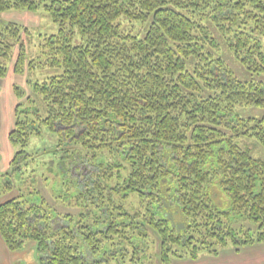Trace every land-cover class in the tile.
Masks as SVG:
<instances>
[{
  "label": "trees",
  "instance_id": "trees-1",
  "mask_svg": "<svg viewBox=\"0 0 264 264\" xmlns=\"http://www.w3.org/2000/svg\"><path fill=\"white\" fill-rule=\"evenodd\" d=\"M10 11H44L59 30L43 44L54 74L32 83L8 134L18 149L0 173L9 251L33 242L39 264H103L127 242L140 263L152 231L170 263L264 243V114L236 112L264 108V81L239 78L221 49L264 75V0H0ZM27 32L0 16V77L16 48L13 71L33 67ZM45 127L58 141L38 174L26 147ZM237 217L256 231L226 227Z\"/></svg>",
  "mask_w": 264,
  "mask_h": 264
},
{
  "label": "rangeland",
  "instance_id": "rangeland-1",
  "mask_svg": "<svg viewBox=\"0 0 264 264\" xmlns=\"http://www.w3.org/2000/svg\"><path fill=\"white\" fill-rule=\"evenodd\" d=\"M0 16L7 22H14L27 29V34H22L21 41L27 47L28 58L32 61L33 67L30 69L28 66L25 67L24 72L18 74L13 71V66L15 63L16 55L18 49L16 48L11 63H9V72L5 77H0V173H4L7 169V160L9 158V153H16L18 149L7 143V132H10L14 128L15 123V110L18 103L22 102L23 105H27V97L34 96L31 85L35 81H42L43 79L50 77L54 74L53 69L49 67L46 63L48 55L44 51V39L48 35L57 34L59 27L58 24L53 21L51 16L44 12H29V11H10L5 13H0ZM123 27L128 29L131 27L133 29V23L121 20ZM135 28L133 32L138 33L140 25L135 23ZM218 36V34H216ZM264 46V37L262 38ZM221 49L225 51L224 58L226 59L228 65L235 74L243 79H260L264 81V75H252L248 72L241 63L236 60L228 51L226 50L224 43L221 44ZM15 88L24 92L23 100H20L17 96ZM35 97V96H34ZM236 112L240 117H261L264 114V108H256L254 106H240L236 108ZM58 137L56 134L50 132L46 127L43 132V136L32 135L26 150L30 153L35 154V163L38 170V174L45 173L44 162L50 158L49 153L45 150L50 149L56 144ZM261 150V152H260ZM256 155H260L264 158L263 148H256ZM10 165V164H9ZM51 172H48L50 174ZM45 183L44 180H38L34 184L33 188L36 187L40 189V185ZM43 186H41L42 188ZM213 199L217 205L222 209H227L229 202L228 198L223 196L220 188H214ZM51 193V191H49ZM133 202V195L130 197ZM175 225L177 228L182 229L184 226V217L180 213H174ZM226 227L234 228L239 231H251L255 232L258 227V223L255 220L237 217L233 220H225ZM145 241L141 243L137 250V254L140 255V263H134L131 259L133 258V244L124 243L118 246V254L115 256L108 257V261L103 264H264L263 260L259 259L257 256H264V250H252L247 253L245 251L247 248L254 245H264V243H257L253 245L244 246L241 250L236 249L234 246L229 245L222 248L217 255H210L207 253H202L200 257L196 260L194 259H173L170 263H164L160 258V239L156 235L149 231ZM144 243V244H143ZM29 245V244H28ZM27 247V246H26ZM128 249L121 252V249ZM24 250V249H23ZM22 250V251H23ZM87 257L91 259L89 253ZM251 257L253 259L249 260Z\"/></svg>",
  "mask_w": 264,
  "mask_h": 264
},
{
  "label": "crops",
  "instance_id": "crops-1",
  "mask_svg": "<svg viewBox=\"0 0 264 264\" xmlns=\"http://www.w3.org/2000/svg\"><path fill=\"white\" fill-rule=\"evenodd\" d=\"M1 89V88H0ZM8 134L7 132V143H9L8 140ZM10 144V143H9ZM11 145V144H10ZM14 156L13 153H9V158L7 160V168H9V164L11 159ZM243 248V247H242ZM241 248V250H242ZM247 248L245 251L249 253V251L252 250H264V245H254L251 247H245ZM259 259L263 260L264 256H257ZM254 257H251L249 260L253 259ZM0 264H39L37 261L36 257V249H35V244L33 242L29 243L27 247L23 251H18V252H11L9 249L6 247L4 241L2 240L0 236ZM227 264V262H226Z\"/></svg>",
  "mask_w": 264,
  "mask_h": 264
}]
</instances>
